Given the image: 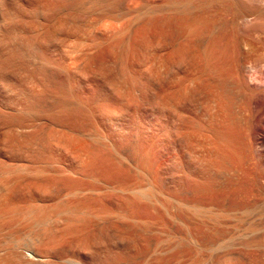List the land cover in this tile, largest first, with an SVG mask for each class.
<instances>
[{"label": "bare ground", "instance_id": "6f19581e", "mask_svg": "<svg viewBox=\"0 0 264 264\" xmlns=\"http://www.w3.org/2000/svg\"><path fill=\"white\" fill-rule=\"evenodd\" d=\"M117 1L118 0H0V89L2 87H7V88L9 87L10 88L12 83H13V75L19 71H22V70L28 72V78L30 79L31 84H32L33 89H34V90H30L31 92L29 91V92L25 93L22 100H19L17 98H13V97H10L7 95L5 97L0 95V117H2L5 120L11 121L10 122L11 124L9 125V129L16 133V136L15 137L13 136L14 138H11V141L10 140L7 141V143L10 145V148H8V150H4L0 146V264H135V263L138 264L137 263L138 260H140V262H141V259L144 256H147L145 254L148 253L147 249L149 248V246L152 243H153L152 245H154V243L157 241V237L161 233L159 228H161V229L163 228L161 225L163 223H161L162 221L160 222V220H162L163 217H165V216H168L169 218H171L174 221H179V222L183 223L182 226H185V228H186L185 229L186 233L183 234L184 236L170 235L168 237L166 250L168 249V245H170L169 247H171L172 249H175V251H176V249L179 250V252H180L179 256L184 255L187 252L186 250H190V249L193 250L194 254L196 255V251L198 254H200V250L202 248H204V247H206L212 243V239L210 237L209 225L212 222L213 224L219 226V221L216 219L219 216V214H217L215 212V210L213 209V206L209 203H202L199 201H191L188 199L178 198L177 196H175V194L176 193L179 194L180 192H184L186 194H189V193H200V194L201 193H208V192H211L215 189L217 190V189L229 186V185L231 188L232 185H231L230 181L227 180L224 173L222 172L223 169L221 167V164L219 165L217 163V156L220 155V157L222 159H224L226 155L228 156V154H226V150L230 149V146H232V144H234V142H237V139L235 141V138H233L231 136V134L228 131H226L225 128L221 127V125L223 124V120H221L222 124L220 126L218 125V128H217V127H214L212 125V123L209 124L207 122V124H206L204 121L201 123L198 121H192V120H188V119L185 120L184 119L185 116L183 117V115H182V118L176 117V120H178L179 122H182V123H186L187 125H190L191 127L196 128V130L198 129L197 133H198V131H200V133L202 132L201 135L204 136L203 142H205L206 138H209L208 140L213 139L215 141L214 144H217L216 147H214V145H213L214 150L212 149V152H211V150H209L210 152L206 155L204 154V156L201 155L202 151H204L203 153H205V151L208 150L209 148L208 149L206 148V150H202L201 154H199L202 156V157L199 156L200 158H196L197 156L195 158L186 156L187 159H185L184 157H177L175 155V156H173L172 164L166 167L165 164L158 163V161L161 157V153H158L154 148L155 136L153 134L154 132L152 133V131H154L156 129L159 130V128H160L159 116H161V114H164V108L167 107V106L165 107V105H164V107L161 106L162 102L164 104V101L161 102L162 98L166 94L169 93L168 94V96H169L170 93L173 92L172 94H174V95L177 93L175 96L173 95V97H175L174 101L178 102V100H180V102H181V98L184 96L183 94H185V92H186L185 96L187 97V100H189L191 97H195V95H196V92H195L196 89L195 88L198 87V84L197 85L194 84L196 86V87L193 86L194 88L188 84V87L190 86L192 88V90H191V88H189V89H187V91H184L186 89L184 87L186 84L185 82L188 81V80L186 81V79H185V77L188 78V76H184L185 74L182 77H180L182 79L183 78L185 79L184 80L185 82H183L185 84H183L182 83L183 80L182 79L180 80L179 77H178L179 80L176 77L178 81L174 77L171 78L170 75L171 74L175 75V74H174V72L171 73L170 68H168V71H167V68H165L166 65L161 66V63H158V64H160V67L161 68L164 67L166 69V71L164 68H163V70L165 72L162 69L160 70V67L158 65V66H156V67H158V69L155 68L157 71L154 74H151V76L148 78L149 79L148 80L149 86L151 85V88L152 87L156 88L157 91L156 90L155 91L157 93H155L154 91H151L150 90L151 88L146 86L145 83L140 80L139 77H141V76H138V78H139L138 79L133 74H131V73H130L131 75L128 74L129 73L127 71L128 69H125L126 66L124 64H123V66L120 64L122 66V67H120V69L124 68L128 73L123 69L122 70L119 69L120 71H119L118 76L113 75V77L109 78V76H110L109 75L108 79H107L108 82L105 84L106 87L104 85H103L104 87L101 85L103 88L100 90L101 87L99 88L97 82H94L93 86H94L95 92L93 95L94 98H93V100H91V106H90V111L94 115V119H95L94 120L95 121L94 122V128L91 127L89 130H87L85 132L83 131L82 136L86 137L91 143L95 144V146L98 147V150H100L99 148H101V150L106 153V155L113 161V163L117 167L124 169L128 174H130L131 180H128L127 182L124 181V183H119L121 180L118 182H114V183L102 181L103 185L100 187V189L92 188V187L85 185L83 182H79L80 180H84V179L95 178V177L99 178V175H96L91 168V165H94V159L91 155V151H89L88 149H84L82 147H79V146L77 147V150H76L77 154H76L75 158L71 159L69 164L65 166V171L62 170L63 174L66 173V175H68V177H73L75 179L74 180L64 179V178L60 177L62 175L61 173H58V174L54 173L55 175L52 174V176H51V175H49L50 172L48 171V168H50L51 165H49L50 167H48L47 169H43L42 167L40 168L39 167L40 165L36 166V163H38V160H40L39 157L42 155L43 151L46 150L45 149L46 143L43 144V142L41 140H38L36 136H32L30 133L23 134V132H26L27 129L30 130V128H32L36 122L38 123L40 118H42V115H44L43 114V113H45V110L43 107V98L45 95L44 93L46 91L48 94V92H49V90H51V88H54L53 90L55 91V89L57 87L56 92L58 95L57 99L55 98L56 99V104H55L56 106L54 105L52 112L55 114L56 117L58 116V119H60V120H63V118L65 119L66 117L71 115L70 112L74 108L71 109L72 106L70 103V98L72 95H74L75 92L74 91H73L74 93L71 92L72 88H70L69 80L71 78L70 73H71V68L73 66V63L75 64V61L77 62V60L73 59L72 61H74V60L75 61L71 64V62H72L71 59L74 58L73 55L76 52L79 53V51L81 49H84V48L80 49V47L81 46L84 47L85 44L87 43L86 40H84V42H83L82 41L83 39L81 38L82 35H84L83 37H85V34H84L85 26H87V23H88L87 22V20H88L87 14L90 13L91 15L89 14V16L93 17V19L92 20L89 19V21L91 22V24L95 25L94 28L97 31L98 30L101 31V29L100 28L97 29L98 26L96 28V24L94 22L92 23V21L100 20L103 17H105L106 19L108 18L107 19L108 22H106L107 27L109 28V26H110L112 29V27H114L115 24L113 26L112 23L109 22V18H111L113 20V19H115L116 16H119V17H117V19L119 18L118 20H120V17L122 15V14L120 15V13H122V12H120L121 11L120 9H122V7L119 9V6H118L119 5L118 2L119 3H122V2H120V0L118 2ZM124 1L127 2V0H124ZM175 1H174V3L178 6L173 4L174 8H175V6L178 8L180 5L178 3H176L177 1L176 2ZM187 1L190 2L191 0H187ZM251 2L254 3L253 0H251ZM251 2H250V4H251ZM255 2H256V0H255ZM260 2H259V4H260ZM180 3H181V1H180ZM205 3H206V1H205ZM257 3H258V1H257ZM129 4H130V2H129ZM137 4H135V6H137ZM148 4H149V2H148ZM182 4H181V6H182ZM191 4H194V3L191 2ZM123 5H125V4H123ZM130 5H132V4H130ZM168 5H170V4H168ZM187 5L184 6V4H183L184 8L186 7V9H183V10H187ZM155 6H157V5H155ZM170 6H168L169 9H171V8L173 9V6L171 8H170ZM168 7H166V8H168ZM195 7L196 6H194V8ZM177 8H175V11ZM188 8H191V5L188 6ZM142 9L143 8H141V10ZM169 9H166L165 10L166 12L165 11H163V12H165V14H166ZM180 9L181 10L178 9L179 11L177 10V12H175L176 15L179 14L178 12H180L181 15H182V13L185 12V11L181 12V11H183L182 7ZM134 10H133V12H134ZM154 10H155V7H154ZM140 11L138 10V12H140ZM192 11H193V6H192ZM135 12H137V11L135 10ZM170 12H172V11H169V16H170ZM187 12H188V10H187ZM153 13L155 14L156 12H153ZM158 13H160V12H157V14H155L154 16L161 15V13L160 14H158ZM184 14L186 15L188 13H184ZM189 14L191 15V14H193V12L189 13ZM124 15H126V14H124ZM127 15H129V14H127ZM163 15H164V13H163ZM89 16H88V18H89ZM242 16H245V15H242ZM122 17H123V15H122ZM131 17L129 19H131ZM158 17H160V16H158ZM245 18L246 17H244V19ZM106 19L103 18V22H105ZM125 19H123V20H125ZM177 19H179V18L177 17ZM112 20H110V21H112ZM118 20H115V22L116 21L118 22ZM123 20H121V21H123ZM173 21L175 22V16H174ZM196 21L197 20L193 19V23H195ZM119 23L120 22H118L117 24H119ZM241 23L242 22H240V24ZM245 23H247V21ZM72 24L74 25V27ZM88 24H90V23H88ZM200 24L201 23L198 22V26ZM98 25H99V23H98ZM101 25L102 24H100V26ZM103 25H106V24L103 23ZM173 25L176 26V23H173ZM173 25H172V27H173ZM195 25H196V23H195ZM188 26H189V28L192 27L191 24ZM89 27H91V25ZM89 27L86 28V30L89 29ZM195 27H197V26H195ZM72 28H73V31H72ZM92 28L93 27H91V29ZM94 28L92 29L93 31L95 30ZM108 28H106V30L104 28V30H105L104 34H107ZM192 28H194V27H192ZM168 29H170V28H168ZM196 29H195V32H194V30L192 31V29H189L187 32L188 37L192 36L193 32H194L193 38L194 37L196 38V35H197ZM96 30H95V32H97ZM171 30L172 29H170V31ZM88 31H87V33H88ZM99 31L97 33H99ZM174 31H175V29H174ZM109 32H110V30H109ZM173 32H170V33L172 34ZM185 32L186 31H184V33ZM100 34H102V33H100ZM190 34H192V35H190ZM187 35H186V38L184 37L185 40L187 39ZM167 36H168V34H167ZM100 37H103V35ZM168 37H166V38H168ZM72 38H74V40ZM210 38H209V40H210ZM175 39H176V37L174 38V40ZM203 39H205V38H203ZM192 40L194 41L195 39H192ZM192 40H190V41L192 42ZM74 41L76 44L72 45V42H74ZM81 41L85 44H83ZM98 41L100 42L99 38H98ZM101 41H102V39H101ZM171 41H169V42H171ZM186 41H188V40H186ZM202 41H201V43H202ZM77 42H78V44H77ZM206 42H208V41H206ZM180 43H181V40L179 43L176 42V45L178 47H176V49L173 48L174 51L171 49L173 53L178 50V52H177L178 54L177 53L176 54L179 56V57L177 56L178 59H176V58L172 59V61L173 60L177 61L176 63L171 64L172 61L169 63L172 65V67H174L175 64H177L178 67L181 64H183V66H184V62L183 63H181V62L186 61V63H187V61L190 60V63H188V65L185 63L190 68L189 64L193 63V65L195 66L196 61L197 62H198V60L201 61L202 59H200V57H203L204 61L206 60L205 61L206 63L204 62V64H205L204 69L205 70L203 69V72H202V73H204V71L210 70L214 66V61L217 62V60H218V58H216L217 60L214 59L215 57L212 60V58L210 57V55H215V54H213L215 52L213 51V53H212V51H209L210 47H209L208 43H207V46L205 45V46L199 47L200 46L199 45L198 48H196V50H198L199 48L202 49L200 54H199V50H198V52L197 51L195 52V50L192 51L189 48V47L194 48L197 45L196 46H189L188 47L189 49L187 48V50L184 49V48H186V46H184L183 47L184 50H182V48L178 49ZM194 43H195V41H194ZM87 44H86L85 48H87ZM215 44H217V43H213V45H211V47H213ZM75 45L78 46V48H77L78 51H76V52L74 51V53H72L73 49H76ZM79 45H81V46H79ZM184 45H188V44L186 43ZM246 45H245V47H246ZM249 45H247V46L249 47ZM71 46H75V47H71ZM180 46H183V44ZM110 47H109V49H110ZM173 47H175V44ZM220 47L218 46L216 49H219ZM248 47H246V48H248ZM250 48H252V46ZM250 48H248L249 49L248 52L251 51ZM71 49H72V51H71ZM103 50H105V49H103ZM179 50L181 52L183 51L182 53L184 55L180 52L181 55H183V57H180L181 55L179 53ZM188 50H189L190 56H188L187 60H185L184 56H186V54L188 53V52L186 53L185 51H188ZM216 52H217V50H216ZM83 53L81 51L79 55H81V54L83 55ZM100 53H102V52L100 51ZM105 53H106V51H105ZM210 53H212V54H210ZM251 53H253V52H251ZM71 54H73L72 55L73 57H71ZM241 54H242V52H241ZM97 55H100V54H97ZM173 55H175V54H173ZM250 55L251 54H249V56ZM219 56H221V55H219ZM242 56H243V54H242ZM246 57H247V55H246ZM250 57H252V56H250ZM75 58H76V56H75ZM107 59H109V58H107ZM111 59H110V61H111ZM158 59L159 58L157 57L156 60L158 61ZM93 60L94 61L91 62L92 65L94 64L96 59L94 58ZM220 60H222V59H220ZM90 61H91V59L88 62H90ZM159 61H160V59H159ZM209 61L213 62V66H211L212 64L210 65ZM91 63H89V64H91ZM154 63H156V62H154ZM162 63H165V60H163ZM89 64L86 66H90ZM98 64H100V63H98ZM102 64H100L101 65L100 68L104 67ZM167 64H168V62H167ZM162 65H164V64H162ZM196 65L198 66V63ZM107 66H108V63H107ZM199 66L201 67L200 64H199ZM217 66H218V64H217ZM261 66H264V63ZM94 67H95V69H97L98 66L95 65ZM105 67H106V65H105ZM175 67L177 68V66H175ZM214 67H216V66H214ZM77 68H79V67L76 66L74 74L77 72L76 71ZM86 68L89 69V67H86ZM217 68H219V67H217ZM250 68H251V66H250ZM250 68H247V67L244 68V71L246 72V74L253 69L252 68L250 70ZM262 68L261 69H260V67L254 68V72L257 75L259 74L258 76H261L263 73ZM91 69H93V67ZM102 69L103 68H101L100 71ZM107 69L105 68V71ZM194 69H195V67H194ZM235 69H236V71L238 70L237 65H236ZM241 69H243V67ZM73 70H72V73H73ZM169 70L171 73L170 75L168 74ZM105 71H103V70L101 71L102 75H103V72H105ZM193 71L194 70L192 69L191 72L193 74L190 73L189 71L187 72V74L188 73L192 74L188 78L189 79L188 83H190V81L191 82L193 81V83L194 82L196 83L197 81L200 80V77H203V79H204V76L207 75V73L209 72L208 71L206 74L204 73L205 75L203 74L201 76L202 73L198 72L197 69H195L196 72L195 71L193 72ZM210 71H214V72L217 71L218 72L219 70L213 68ZM83 72L85 73V71H83ZM87 72H88V70H87ZM89 72H90V70H89ZM90 73L92 74V72H90ZM90 73H86L89 75H86L85 78H87V76L89 78ZM107 73H108V70H107ZM176 73H177V71H176ZM212 73L213 72H211V74ZM221 73H222V71H221ZM251 73H253V72H251ZM95 74L98 75L100 73L98 71ZM199 74H200V77H198L199 80H197L198 79L197 76H199ZM256 74L254 76H256ZM92 75H94V74H92ZM107 75H105V77H107ZM224 75H225V72H224ZM231 76H233V75H231ZM258 76H256L257 77L256 79H258ZM96 77H97L96 79H101V75L99 78H98V76H96ZM219 77H221V76H219ZM233 77L235 78V76H233ZM233 77H231V78H233ZM237 77H238V74H237ZM253 77H251L252 80H254L253 82H252L250 77H249L250 78L249 80H251V82L254 84L256 82H255V79ZM102 78H103V80L106 79V78L104 79V77H102ZM214 79L216 80V78H214ZM260 80H261V77H260ZM263 80H264V78L262 79V81ZM204 81H207V80H204ZM218 81H219V79H218ZM240 81L243 82V80H240ZM179 82L182 83V86H180L178 84ZM211 82H212V80H211ZM220 82H221V80L218 82V84H221ZM259 82H261V81H258L257 84ZM104 83H105V81H104ZM193 83H191V85H193ZM198 83L199 84L201 83L202 85H204L203 84L204 82L203 83L198 82ZM215 83H217V81H215ZM85 84H87V83H85ZM234 84H236V83H234ZM238 84H239V82H238ZM257 84H255V85H257ZM178 85L180 86L179 89L181 87L185 88L184 90L182 88L180 89V90H183L184 93H183V91H182V93L179 92V90L177 88ZM202 85H200V86H202ZM209 85L212 87L213 82ZM209 85H208L207 90L211 89V88H209ZM206 86L205 87L203 86V87L207 88ZM215 86H216V84H215ZM215 86H213V88H212L213 92L216 91V89L214 90ZM221 86H222V84H221ZM236 86H238V85H236ZM258 87L261 88L262 85L258 86ZM200 88H202V87H200ZM204 88H203V90H204ZM219 88H220V86H219ZM233 88H234V86H233ZM256 88H255V90H256ZM259 88H257V89H259ZM85 89L87 90V87ZM176 89L178 91H176ZM222 89H223V87H222ZM76 90H78V89H76ZM239 90L240 89H238V91ZM261 90H263V89L261 88ZM167 91H170V92L167 93ZM245 91H244V94H247V92H245ZM56 92H55V94H56ZM198 92L201 93V91H199V90H198ZM205 92H207V91H202L203 94H205ZM210 92H211V90H210ZM213 92H211V93H213ZM217 92L218 91H216V93ZM71 93H72V95H71ZM202 93L199 95H202L204 97V95ZM209 93H207V94H209ZM221 93L222 92L217 93V96ZM238 93H240V91ZM261 93H262V91H261ZM81 94L82 93H80L79 95L81 96ZM117 94L120 97L118 100L116 98L118 96H115ZM181 94L183 96H181ZM226 94L228 96V93H226ZM226 94L224 96H226ZM211 95H213V94H211ZM74 96H76V95H74ZM91 96H90V98H91ZM178 96H180V97H178ZM52 97H55V95L51 96V98ZM219 97H221V96L219 95ZM165 98H164V100H165ZM201 98L199 97V99H201ZM218 98L215 95H213L212 100L210 98L209 101L212 104H214L216 107L220 108L222 106L221 103H223V102L221 101V103H220V99H218ZM140 99H142V100L145 99L146 101H147V99H149V101L146 103L149 104L151 110H150V114L149 115L147 114L148 116L146 115L147 116L146 118L142 117L141 114L139 113L140 112V110H139V100ZM73 100L75 101V98ZM103 100L107 101V102L117 101L116 104L119 105V107H120L119 110H121V111H119L118 114H116L114 116H111V115L103 116L101 111H103L104 114H105V111L104 110L100 111L102 106L99 109L100 102H102ZM206 100H207V98H206ZM53 101L54 100H52V102ZM150 101H152V102H150ZM202 101H205V99ZM83 102H85V101H83ZM180 102H178L177 104H180ZM187 103H188V101H187ZM194 103H195L194 105H196V102H194ZM205 103H206V101H205ZM208 103H206V105ZM79 104H80V106H82L81 105L82 101H81V103H78V105ZM177 104L171 103V105L173 107L178 106ZM189 104L190 103H188V105ZM198 104L201 105L200 102H198ZM230 104H232V100H231ZM105 105H106V102H105ZM143 105H144V103H143ZM171 105H170V107H171ZM192 105H193V103H192ZM206 105H203V106L205 107ZM104 106L102 108H104ZM108 106H110V105L108 104ZM82 107H80V108H82ZM111 107H112V105H111ZM83 108H86V107H83ZM167 108H166V110H167ZM199 108H201V109H198L200 112V110H202L203 107L201 106ZM224 108H226V105ZM87 109L89 110V106ZM107 109H108V107L106 108V110ZM192 109L194 110V108H192ZM81 110H83V109H81ZM172 111H173V108H172ZM75 112L78 113L77 109L75 110ZM199 112H198V114H200ZM71 113H73V112H71ZM108 113H110V112H108ZM114 113H115V111H113V114ZM167 113L169 114L170 112H167ZM178 113H179V111H178ZM49 114H51V113H49ZM80 114L81 113H79V115ZM174 114H176V113H174ZM194 114L197 115V113H194ZM217 114H215V115H217ZM222 114H224V113H222ZM75 115H76V113H75ZM83 115H81V116H83ZM190 115H192V114H190ZM263 116H264V114H263ZM84 117H85V115H84ZM89 117L90 116H88V118ZM140 117H141V119H140ZM86 118H85V120H86ZM195 118H193V119H195ZM77 119L80 120L79 118H77ZM171 119H172V117H171ZM206 120L207 119L205 118V121ZM90 121L91 120L89 119V122ZM172 121H174V120H172ZM201 121H202V119H201ZM179 122H177L176 125H178ZM173 123H175V122H173ZM219 124H220V121H219ZM224 125H226V124H224ZM108 126H110V129L107 131L106 127H108ZM227 126H229V125H227ZM227 126H226V128H227ZM191 127H189V129H191ZM64 129H66V128L64 127ZM59 131H60V129L58 130V132ZM61 131H62V129H61ZM233 131H235V129ZM194 132H195V130L192 131V134L189 133L188 135L191 134L194 136V134H193ZM62 134L64 135V133H62ZM248 134H249L248 137H246L244 142L241 143L243 145L242 150L246 154L245 156L256 155V156L264 159V117L262 118V120H260L259 126ZM188 135L186 134V136H188ZM196 135L197 134L195 133V137H196ZM198 135H197V139L201 140V139H199V137L201 135H199V137H198ZM7 136H9V135H7ZM193 136H191V137H193ZM20 137L22 138V140L20 139ZM189 137L190 136H188V140H189ZM5 138H3V139H5ZM61 138L64 139L65 137L64 138L61 137ZM72 138H73V136H72ZM238 138H240V136ZM6 139H10V138L7 137ZM19 139L21 140L20 142H19ZM193 139L195 140V138H193ZM58 140H60V139H58ZM65 140L66 139H64L63 141L61 140L63 142V144L65 143L64 145H66ZM83 141H85V140H83ZM190 141H192V140L190 139ZM4 143H6V141ZM70 143H71V141H70ZM78 144H80V143H78ZM46 145H48V144H46ZM58 145H60V143L57 144L56 146H58ZM72 145H73V143L71 144V146ZM206 145H208V147H209L208 143ZM210 145H212V144H210ZM236 145L238 147V142ZM60 146H58V148L61 149ZM198 146H199V144H198ZM204 146L201 148L203 149ZM211 147H210V149H211ZM237 147H235V148H237ZM235 148H234V150H235ZM72 149H73V147H72ZM68 150H70V149H68ZM57 151L58 150H56V152ZM229 151L230 150H228V152ZM53 153H55V152H53ZM58 154H60V153L58 152ZM65 154H67V150H66ZM176 154H178V153H176ZM67 156H69V155H67ZM165 156H166V154H165ZM235 156H236V154H235ZM238 156H240V155H238ZM51 157H52V155H51ZM56 157H58V156H56ZM96 157H97V155H96ZM253 158H252V160H253ZM47 159L48 158L46 157V161H47ZM56 159H54V160H56ZM238 159H239V157H238ZM51 160H52V158H51ZM233 161H235V160H233ZM48 162L49 161H47L46 163H48ZM52 162H53V160H52ZM109 162H111V161H109ZM221 162H222V160H221ZM238 162L240 163L241 161L238 160ZM39 163H40V161H39ZM57 163H59V162H57ZM51 164H53V163H51ZM241 164H242V162H241ZM59 165L55 166L56 169L58 168L57 166H59ZM222 165H223V163H222ZM230 165L231 164H229V166ZM236 166L237 165H235V167ZM51 168L53 169L54 167L52 166ZM60 169L61 168H59V170ZM53 171H55V170H53ZM166 171H171L170 175L167 174L168 175L167 176ZM227 173H228V171H227ZM64 177H67V176H64ZM104 192H112V193H115L117 195H116V197L105 199L104 204L101 205L98 203L97 198L101 197V195H103ZM218 193H220V192H218ZM115 194H114V196H115ZM104 195H106V194H104ZM158 221L160 222V224H158ZM157 227H159V228H157ZM210 228H212V227H210ZM215 229H217V228H215ZM256 229H257V226L254 224H251L246 228L245 232L241 236H243L247 233H253ZM231 238L232 237H230V239ZM246 247L247 248H257V249L264 247V240L251 241V242L246 244ZM150 248H152V247L150 246ZM163 249H165V247ZM153 251H156V250H153ZM194 260H195V262H194ZM194 260H193L194 263L199 261V260H197V257H195ZM141 263H143V262H141ZM202 264H206V261L202 262Z\"/></svg>", "mask_w": 264, "mask_h": 264}, {"label": "rangeland", "instance_id": "374dc122", "mask_svg": "<svg viewBox=\"0 0 264 264\" xmlns=\"http://www.w3.org/2000/svg\"><path fill=\"white\" fill-rule=\"evenodd\" d=\"M171 1L170 0H151V1L150 0H148V1L147 0H144V1L143 0H136V1L135 0H132V1L127 0V2H126L124 0H122V1L120 0V2H122V3L118 2L119 9L122 7V9H120L121 10L120 12H122V13H120V15L122 14L123 17H122V15H121V17L123 19H125V18L126 19L123 20L120 17V20H118L119 18L117 19V17H119V16H116L115 19H113L114 20L113 21L111 18H109V22L112 23L113 26L115 24V26L112 27V29L110 26H109V28L107 27L106 22H108V20H107L108 18L106 19L105 17H103L104 19H106L105 22H103V18L100 20L92 21V23L94 22L96 24V28L98 26L97 29H99V28L101 29V31L98 30L99 33H97L98 31L94 28L95 25L91 24V22L89 21V19L92 20L93 17L89 16L90 13L87 14V19H88L87 22L90 24L87 23V26H85V31H84L85 37H83L84 35H82V37H81L83 39L82 40L83 42H84V40H86V42L88 43V44L86 43L87 48H85L86 44L81 41L83 44H85V46L83 47V46L79 45V46H81L80 49L81 48H84V49H81L79 51V53L76 52V51H78V49H77L78 46L75 45L76 49H73V51L71 49L72 53H74V51L76 52L74 55L71 54V57L74 56V58H72L71 61L73 59L77 60V62L74 60L75 64L73 63L74 61L71 62V64L73 63V66L71 65L72 66L71 73H72V70L73 69L74 70H73L72 74L70 73L71 78L69 80L70 88H72L71 92L76 93V94L74 93V95H76V96L72 95V93H71L72 96L70 98V103L72 106L71 109L74 108L73 110H71V112H73L74 114L70 112L71 115L66 117L67 119L66 118L65 119L63 118V120L58 119V116L56 117L55 114L52 112L53 107L56 104V99L58 97L57 92H56L57 87H56L55 91L53 90L54 88H51V90H49V92H48L49 95L44 90L45 95L43 98V107H44L45 113H43L44 115H42V118H40L38 123L36 122L35 123L36 125L34 124L35 126L33 125V127L30 128V130L27 129L26 132H23V134L30 133L32 136H36L38 140H41L43 142V144H45V143L48 144V145L45 144L46 148L45 147L44 148L47 151L46 150L43 151L42 155L40 156L41 158L39 157L40 160H38V163H36V166L40 165L39 167L40 168L42 167L43 169H47L48 167H50L49 165H51V167L53 166L54 167L53 169L51 167L48 168V171L50 172L49 175H51V176H52V174L55 175V174L61 173L62 175L60 177H62L64 179H68V180H74L75 179L73 177H68V175H66V173L63 174L62 170L65 171V166L69 164L71 159L75 158V156L77 154L76 150H77V147L79 146V147H82L84 149H88L89 151H91V155L94 159V165H91V168L96 175H99V178L98 177L89 178V179L80 180L79 182H83L85 185L92 187V188H97V189H100V187L103 185V182L114 183V182H118L120 180L121 181L119 183H124V181L127 182L128 180H131L130 174H128L124 169L117 167L113 163V161L106 155V153L101 150V148H99L100 150H98V147L95 146V144L91 143L86 137L82 136L83 131L85 132V131L89 130L91 127L94 128V122H95L94 120L95 119H94V115L90 111L91 100H93V98H94L93 95L95 92L94 86H93L94 82H97L98 87L99 88L101 87L100 88V90H101L105 86V84L108 82L107 79H108L109 75H110L109 78L113 77V75L118 76L120 70L128 69L127 71L129 73L125 70L128 74L131 73L137 78H138V76H141L142 78L139 77L140 80L142 82H144L146 86L151 88V85L149 86V84H148V82H149L148 78L151 76V74H154L157 71L156 69H158V67H156V66L159 65V67H160V64H158V63H161V66L166 65L165 68H167V71H168V68H170L171 73L174 72L175 75H172L170 73V70H169L168 74L169 75L171 74L170 75L171 78L174 77L177 80L178 77L180 78L184 74H185L184 76H188V78H189L190 75L193 74L191 72L192 69L194 71H195V69H197V71L201 72V73L203 72V69L205 66L204 62L206 60L204 61V58L200 57V59H202V60L199 61L197 59L198 62L197 61H196V63L194 62L195 66L193 65V63L189 64L190 68H189V66H187L188 63H190V60H188L187 63H186V61H182L181 63L184 62V66H183V64L180 63L181 65L180 64L179 65L181 67L180 66L178 67L177 64H175V66H177V68L174 65H173L174 67H172L171 64H174L177 62L175 60L172 61V59H175V58L178 59V57H179L177 55L178 50L175 51L174 53L172 52L173 48L176 49V47H178L176 45V42L179 43L180 40H181V43L183 42L182 43L183 46H180V45H182L180 43L179 48H178V49L182 48V50H184V49L187 50V48L189 46H196L197 45L194 48L193 47H189V48L192 51L195 50V52L196 51L198 52V50H199V54H200L202 49L199 48L198 50H196V48H198L199 45H200L199 47H202L205 45L207 46V43H208L209 47L211 48V49L209 48V51H212V53H213V51L215 52V53H213L215 55H210V57L212 58V60L215 57L214 59L218 58V60L220 61L219 62L217 59H216L217 62L214 61V66H216V67L213 66L212 61H211L212 63L209 61L210 65L212 64L211 66H213L211 69L215 68V69H218L220 72L219 71L218 72L217 71L216 72L210 71L211 69L206 70V71H204L205 74L209 71L207 73V75H205L204 73H202V74L200 73L201 76L203 74L205 75L204 79H203V77H200V74H199V76H197V78L200 77V80L198 78L197 80H199V81H197L196 83L195 82L193 83V81L192 82L190 81V83H188L189 79L187 77H185L186 81L188 80L187 82L184 81L185 80L184 78L183 79L180 78V80L181 79L183 80L182 83L185 82L187 84L186 85L185 83H183V84H185L184 87L186 89L181 87L183 90L185 89L184 91H187V89H189L193 86L196 87L195 85H197V84L199 87V88L198 87L195 88L196 89V91H195L196 95H195V97L190 98L192 101L190 99L187 100V97L185 96L186 92H185V94H183L185 97L181 94V96H183L182 97L183 99L181 98V102H180V100H178V102H180L181 105L177 104L178 102L174 101L175 97H173V95H174V94H172L173 92L170 93L171 96L170 95L168 96V94H169L168 92H170V91H167L168 94H166V95L169 98L165 95L161 100V102L164 101V104L162 102L161 106H163V107H164V105H165V107L167 106L168 108L167 107L166 108L168 111L166 110V108H164V114H161V116H159V126H160L159 130L156 129V130L152 131V133L154 132L153 134L155 136L154 148L158 153H161V157L159 159L160 162L158 161V163L165 164L166 167L172 164V159H173V156H175V155L177 157H184L185 159H187L188 156L192 157V158H195L197 156L196 158H200L199 156H201V155L204 156V154L205 155L208 154L210 152L209 150H211V152H212V149L214 150L213 145H214V147H216L217 144H214L215 141L213 139L208 140L209 138H206L205 142H203L204 136L201 135L202 132L200 133V131H198V133H197L198 129L196 130V128L191 127L190 125H187L186 123L179 122L178 120H176V117L182 118V115H183V117L185 116L184 117L185 120L188 119V120H192V121H198L201 123L204 121L206 124H207V122L209 124L212 123V125L214 127H217V128H218V125L220 126L222 124L221 120H223V124L221 125V127L225 128L226 131H228L231 134V136L233 138H235V141L237 139V142H238V147L236 145L237 142H234V144H232V146H230V149L226 150V154H228V156L226 155L227 157L225 156V158L222 159L220 157V155L217 156V163L219 165L221 164V167L223 169L222 172L224 173L227 180L230 181L232 186L230 188V185H229V186H226L224 188H220L217 190L215 189V190H213L214 192L211 191L208 193H201V194L200 193L186 194L184 192H180L179 194L178 193L175 194V196H177L178 198L188 199L191 201H199L202 203H209L213 206V209L215 210V212L217 214H219V216L216 218L219 221V226L213 224L212 222L209 225L210 237L212 239V243L210 245L202 248L200 250V254H198L196 251V255H195L193 250L190 249V250H186L187 252L184 255L179 256L180 255L179 250L176 249V251H175V249H172L171 247H169L170 245H168V249L166 250L168 237L170 235L184 236L183 234L186 233V230H185L186 228H185V226H182L183 223H181L179 221H174L171 218H169L168 216H165V217H163L162 220H160V222L162 221L161 223H163V224H161L163 228L161 229V228L157 227L161 231V233L157 237V241L154 243V245H152L153 243L150 245L152 248H150V246H149V248L147 249L148 253L145 254L147 256H144L141 259V262H143V263H141L140 260H138L137 263L138 264H202V262L206 261V264H257V263L258 264H264V247H261L258 249L246 247V244L251 242V241L264 240V205H263L264 204V159H262L256 155L245 156L246 154L242 150L243 145L241 144L244 142L246 137H248V135H249L248 133L252 132L254 129H256L259 126L260 120H262V118L264 117L263 116V114H264V86H263L264 80L262 81V79L264 78L263 77L264 76V69H263L264 66H261L264 63V0H260L263 4L259 0H256V2H255V0H253L255 4L252 3L251 0H246V1L245 0H193L192 1L191 0L190 2H188L187 0H176L177 2L175 0H171ZM174 1L176 3H178L180 6L182 3L184 4V6L188 4L187 5L188 12H187V10H183V9H186V7L184 8L183 4L181 6L182 10H183L181 12L185 11L184 13H188V14H186L187 16L184 13H182V15H181L180 12H178V13L181 16L179 14L176 15L175 12H177L178 9L181 10L180 9L181 7L179 6L180 8L179 7L177 8L176 6H178V5H176L174 3ZM180 1H181V3H180ZM205 1H206V3H205ZM247 1L248 2L250 1L251 4H250V2L248 3ZM257 1H258V3H257ZM129 2L132 5H130ZM148 2H149V4H148ZM191 2L194 4H191ZM259 2H260V4H259ZM123 4H125V5H123ZM135 4H137V6H135ZM168 4H170L171 6ZM173 4L176 5L175 6V8H177L176 11H175ZM189 4L191 5V8H188V6H190ZM155 5H157V6H155ZM168 6H170V8L173 6V9L172 8H171L172 10L169 9ZM192 6H193V11H192ZM194 6H196V7L194 8ZM154 7H155V10H154ZM166 7H168V8H166ZM141 8H143V9L141 10ZM134 9L137 12H135ZM166 9H169L168 12L166 13L167 15L165 14ZM133 10H134V12H133ZM138 10L139 11L141 10V11L138 12ZM163 11H165V12H163ZM169 11H172L174 14L172 12H170V16H169ZM153 12H156L155 14H157V12H160L161 15H156L157 16L156 17V16H154L155 14ZM192 12H193V14L190 15L189 13H192ZM160 13H158V14H160ZM163 13H164V15H163ZM124 14H126V15H124ZM127 14H129V15H127ZM242 15H245V16H242ZM88 16H89V18H88ZM158 16H160V17H158ZM174 16H175V22L173 21ZM130 17H131V19H129ZM177 17L179 19H177ZM244 17H246V18L244 19ZM193 19L197 20L195 22L196 25H195V23H193ZM110 20H112V21H110ZM115 20H118V22H120L121 24L120 23L117 24L118 22L117 21L115 22ZM121 20H123L124 22ZM246 21H247V23H245ZM102 22L106 25H103ZM198 22L201 23L199 26H198ZM240 22H242V23L240 24ZM98 23H99V25H98ZM173 23H176V26H174ZM100 24H102V25L100 26ZM190 24L195 29L198 27L196 29L197 30L196 31L197 32L196 38L195 37L193 38L195 29L192 27L189 28L188 25H190ZM90 25L97 32H95V30L93 31L92 30L93 28L91 29V27H89ZM172 25H173V27H172ZM195 26H197V27H195ZM73 27H74V25H73ZM88 27H89V29L86 30V28H88ZM104 28H105V30H106V28H108V30H107L108 32L106 31L107 34H104V31H105ZM168 28H170L172 30L170 31V29H168ZM174 29H175V31H174ZM189 29H192V31L194 30L193 35L190 34V35H192V36H190L191 38L188 37V35H187V32ZM109 30H110V32H109ZM72 31H73V28H72ZM87 31H88V33H87ZM184 31H186V32L184 33ZM170 32H173V33L171 34ZM100 33H102V34H100ZM167 34L169 37L167 36ZM102 35H103V37H100ZM186 35H187L186 40H188V41H186L184 39V37L186 38ZM174 36L176 37L175 40H174V38H175ZM166 37H168V38H166ZM98 38H99L100 42L98 41ZM203 38H205V39H203ZM209 38H210V40H209ZM72 39L74 40V38H72ZM101 39H102V41H101ZM192 39H195L194 40L195 43ZM168 40L171 42H169ZM190 40H192V42ZM201 41H202V43H201ZM206 41H208V42H206ZM101 43L103 45L105 44L104 45L105 47ZM186 43L188 45H184ZM213 43H217V44H215L216 46L214 45L213 47H211V45H213ZM73 44H76L75 41L72 42V45ZM77 44H78V42H77ZM174 44H175V47H173ZM246 44L247 45L250 44L249 47ZM245 45L248 48H250L252 46V48H250L251 49L250 52H248L249 49L246 48ZM75 46H71V47H75ZM184 46H186V48L183 49ZM218 46L219 47L221 46V47L219 49H216ZM109 47H110V49H109ZM103 49H105V50H103ZM215 49L217 50V52ZM81 51H82V53L85 51L83 53V55L82 54L79 55ZM100 51L102 53H100ZM105 51H106V53H105ZM180 52L181 51L179 50V53ZM185 52L186 53L188 52L186 54V56H184L185 60H187V57L190 56V53H189V50L185 51ZM241 52H242L244 57L242 56ZM251 52H253V53H251ZM181 53H180V55H181ZM212 53H210V54H212ZM97 54H100V55H97ZM173 54H175L176 56ZM249 54H251L250 56H252V57H250ZM183 55H181L180 57H183ZM219 55H221V56H219ZM246 55H247V57H246ZM75 56H76V58H75ZM93 57L96 59L93 65L98 66L97 69H95V67L91 63L94 61ZM157 57L160 59V61L158 59L159 62L156 60ZM107 58H109V59H107ZM90 59H91V61L88 62ZM110 59H111V61H110ZM220 59H222V60H220ZM163 60H165L166 64L162 63ZM97 62L100 64L103 63L102 65L104 67H101V68H103L102 69L103 71H105V68L106 69L108 68L107 69L108 73H107V70L105 72H103L104 76L101 73L102 70L100 71L101 65L98 64ZM154 62H156V63H154ZM167 62H168V64L171 62V64L168 65ZM87 63L88 64L91 63V64H89L91 67L86 66V65H88ZM107 63H108V66H107ZM197 63H198V66L196 65ZM249 63L250 64L252 63V64L250 65ZM120 64L122 66L124 64L126 66V68L120 69V67H122ZM162 64H164V65H162ZM199 64L201 65V67L199 66ZM217 64H218V66H217ZM105 65H106V67H105ZM236 65L238 68L237 71L235 69ZM76 66L79 68L76 69L77 72L74 74ZM250 66H251V68H250ZM86 67H89V69H87ZM92 67H93V69H91ZM194 67H195V69H194ZM217 67H219V68H217ZM242 67H243V69H241ZM246 67L250 68V70L252 68L253 69L246 74V72L244 71V68H246ZM259 67H260V69L263 67L262 68V70H263L262 75L263 76L262 75L258 76L259 74L257 75L254 72V68H259ZM163 68L160 67V70L161 69L163 70ZM87 70H88V72H87ZM89 70L94 75H92L89 72ZM83 71H85V73ZM98 71L100 74H98V75L95 74ZM165 71H166V69H165ZM176 71H177V73H176ZM188 71L192 74H189V73L187 74ZM221 71H222V73H221ZM211 72H213V73L211 74ZM224 72H225V75H224ZM251 72H253V73H251ZM86 73H90L89 78H88V76H87V78H85L86 75H89ZM237 74H238V77H237ZM255 74H256V76H258V79H256L257 77L254 76ZM100 75H101V79H96L97 78L96 76H98V78H99ZM105 75H107V77H105ZM231 75L235 76V78ZM219 76H221L222 78ZM102 77H104V79L105 78L106 79L103 80ZM231 77H233V78H231ZM249 77L250 78L253 77L255 79L256 83L253 84L252 82L254 80H252V78H251V80H252V82H251V80H249L250 79ZM260 77H261V80H260ZM179 78H178V80H179ZM214 78H216V80ZM210 79L213 82L212 87L209 85L212 83ZM218 79H219V81L221 80L220 83L222 84V86H221V84H218V82H219ZM204 80H207V81H204ZM240 80H243V82ZM257 80L261 81L259 83L260 84L262 83L261 88L263 90H261V88L258 87L261 85L259 83L257 84V82H258ZM104 81H105V83H104ZM215 81H217V83H215ZM198 82H202V83L204 82L203 83L204 85H202L201 83L199 84ZM238 82H239V84H238ZM85 83H87V84H85ZM180 83L181 82H179L178 84L180 86H182V83L181 84ZM191 83H193V85H191ZM234 83H236V84H234ZM188 84L191 87L190 86L188 87ZM215 84H216V86H215ZM255 84H257L258 86ZM101 85L102 86L104 85V86L102 87ZM179 85L177 88H178L179 92L182 93L183 90H180L181 88L179 89V87H180ZM200 85H202V86H200ZM208 85H209V88H211L209 90H207ZM236 85H238V86H236ZM203 86L204 87L206 86L207 88H204ZM213 86H215L214 90L216 89V91H218L217 93L222 92L221 94H219L221 97H219V95L217 96L216 91H214L215 93L213 92V89H212ZM219 86L221 89L219 88ZM233 86H234V88H233ZM86 87H87V90L85 89ZM200 87H202V88H200ZM222 87H223V89H222ZM256 87L259 89H257ZM203 88H204V90H203ZM255 88H256V90H255ZM76 89H78V90H76ZM197 89L199 91H201V93H202V91H207V92H205V94H203L204 92L202 93L204 95V97L202 95H199L201 93L198 92ZM238 89H240L239 90L240 93H238L239 92ZM30 90H34V89H33V86L31 84L30 79L28 78V72L22 70V71H19L13 75V83H12L10 88L9 87L8 88L2 87L0 89V95L4 96V97L7 95L10 97L22 100L24 97V94L29 92ZM150 90L157 93L156 92L157 90L154 87H152ZM178 90L176 89V91H178ZM191 90H192V88H191ZM210 90L213 93H211ZM184 91H183V93H184ZM244 91L247 92V94H244ZM261 91H262V93H261ZM55 92H56V94H55ZM80 93H82L81 94V96L83 95L82 97L79 95ZM207 93H209L210 95L213 94L217 98L219 97L218 99H220V103H221V101L223 102V103H221L222 106L220 108H218L214 104H212L209 100H210V98L212 100L213 95L210 96ZM224 93L225 94L228 93V96H227V94H226V96H224L225 95ZM50 95L51 96L55 95V97L51 98ZM90 96H91V98H90ZM115 96H118V94ZM73 97L75 98V101L77 103L73 100L74 99ZM178 97H180V96H178ZM199 97L200 98L202 97V98L199 99ZM116 98L118 100L120 97L118 96ZM164 98H165V100H164ZM206 98H207V100H206ZM204 99H205L206 103H208V102L210 103V104L208 103L210 106L208 104L206 105L205 101H202ZM52 100H54V101L52 102ZM80 100L82 101L81 105L83 107H86V108H83L82 106H80V104L78 105V103H81ZM231 100H232V104H230ZM83 101H85V102H83ZM148 101H149V99H147V101L145 99L139 100V110H140L139 113L141 114L142 117H145V118L150 114V110H151L149 104L146 103ZM187 101H188V103H190L189 105H188ZM105 102H106V105H105ZM150 102H152V101H150ZM173 102L175 104H177L178 106L173 107L171 105V103L174 104ZM194 102H196V105L198 104V102H200L201 105L198 104L196 106V105H194L195 104ZM116 103H117V101L107 102L104 100L102 102H100L99 109L101 106L103 107L105 105L104 108L101 107V109H100V111L101 110L105 111V114L103 111H101L103 116H107V115L114 116V115L118 114V112L121 110H119L120 107ZM143 103H144V105H143ZM192 103H193V105H192ZM108 104L110 106H108ZM202 104L206 105V106L204 107ZM111 105H112V107H111ZM170 105H171V107H170ZM225 105H226V108H224ZM88 106H89V110L87 109ZM201 106L203 108L199 112L198 109H201V108H199ZM80 107H82V108H80ZM105 107L106 108L108 107V109L110 111L108 109L106 110ZM172 108H173V111H172ZM192 108H194V110ZM76 109H77L78 113L75 112ZM81 109H83V110H81ZM177 110L179 111V113ZM113 111H115L114 114H113ZM108 112H110V113H108ZM167 112H170V113L168 114ZM198 112L200 114H198ZM49 113H51L52 115ZM75 113H76V115H75ZM79 113H81V114L79 115ZM174 113H176V114H174ZM194 113H197V115ZM222 113H224V114H222ZM83 114L85 115V117ZM190 114H192V115H190ZM215 114H217V115H215ZM81 115H83V116H81ZM88 116H90V117L88 118ZM171 117H172V119H171ZM1 118L2 117H0V124H1L0 125L1 126L0 127V146L4 150H8V148H10V145L7 143V141L8 140L11 141V138H14L16 136V133L9 129V125L11 124L10 123L11 121L5 120L2 118L4 120L3 121ZM77 118H79L80 120H78ZM85 118H86V120H85ZM193 118H195V119H193ZM205 118L208 121L207 120L205 121ZM89 119L91 120L90 122H89ZM140 119H141V117H140ZM201 119H202V121H201ZM172 120H174V121H172ZM218 120L220 121V124H219ZM173 122H175V123H173ZM177 122H179L178 125H176ZM224 124H226V125H224ZM227 125H229V126H227ZM63 126L66 129H64ZM226 126L228 129L226 128ZM189 127H191V129H189ZM59 129H60V131L62 129L61 132L64 133V135L60 131H59L60 133L58 132ZM109 129H110V126L106 127L107 131ZM232 129L233 130L235 129V131H233ZM194 130H195V132L193 133L194 134V136H193L191 134H192V131H194ZM189 133H191V134L188 135ZM195 133L197 135L198 134L201 135L200 136L201 138L198 135L199 139H201V140L197 139V135L195 137ZM6 134L9 136H7ZM186 134L188 136H190L189 140H188V136H186ZM6 136L10 139H6L7 138ZM60 136L63 138L65 137L64 139H66L65 140L66 145H64L65 143L63 144L62 141L64 139H62ZM72 136L74 139L72 138ZM191 136H193V137H191ZM239 136H240V138H238ZM3 138H5L6 140ZM193 138H195V140ZM20 139L22 140L21 137H20ZM20 139H19V142L21 141ZM58 139H60V140H58ZM190 139L192 141H190ZM4 140L6 141V143H4L5 142ZM83 140H85V141H83ZM70 141H71V143H70ZM59 143L61 146L60 145H58V146H60L61 149L58 148V146H56ZM72 143H73V145L71 146ZM78 143H80V144H78ZM207 143L209 144V147H208V145H206ZM198 144H199V146H198ZM210 144H212V145H210ZM202 145L203 146L205 145L203 149L201 148V147H203ZM72 147H73V149H72ZM210 147H211V149H210ZM235 147H237V148H235ZM206 148L207 149L209 148V149L206 150ZM234 148L236 151L234 150ZM68 149H70V150H68ZM56 150H58V151L56 152ZM66 150H67V154H65ZM202 150H206L205 153H203L204 151H202ZM228 150H230V151L228 152ZM201 151H202V154H201ZM53 152H55V153H53ZM58 152L60 154H58ZM176 153H178V154H176ZM165 154H166V156H165ZM199 154H201V155H199ZM235 154H236V156H235ZM51 155H52V157H51ZM67 155H69V156H67ZM96 155H97V157H96ZM238 155H240V156H238ZM56 156H58V157H56ZM46 157L49 159V160L47 159V161H49L48 163H46L47 162ZM238 157H239V159H238ZM51 158H52L53 162H52ZM56 158L57 159L59 158V159L57 160ZM252 158H253V160H252ZM54 159H56L57 161ZM220 159L222 160V162ZM233 160H235V161H233ZM238 160H240L242 162V164H241V162L239 163ZM39 161H40V163H39ZM109 161H111V162H109ZM57 162H59V163H57ZM51 163H53V164H51ZM222 163H223V165H222ZM229 164H231V165L229 166ZM56 165H59V166H57L58 167L57 169L55 167ZM235 165H237V166L235 167ZM59 168H61V169L59 170ZM53 170H55V171H53ZM227 171H228V173H227ZM170 173H171V171H166V175L167 174L170 175ZM64 176H67V177H64ZM218 192H220V193H218ZM104 194H106V195H104ZM114 194L115 193H112V192H104L103 195H101V197L97 198V201L99 204L103 205L105 199L116 197L117 194H115V196H114ZM160 222L158 221V224H160ZM251 224L256 225L257 229L253 233H247V234L241 236L245 232L246 228ZM210 227H212V228H210ZM215 228H217V229H215ZM230 237H232V238L230 239ZM162 247L163 248L165 247V249H163ZM152 249L156 250L157 252L153 251ZM195 257H197V260H199L196 263H194ZM193 260H194V262H193Z\"/></svg>", "mask_w": 264, "mask_h": 264}]
</instances>
